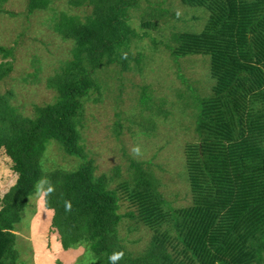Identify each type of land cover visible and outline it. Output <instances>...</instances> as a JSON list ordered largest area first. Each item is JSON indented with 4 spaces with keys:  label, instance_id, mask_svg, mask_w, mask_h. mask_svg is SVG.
Segmentation results:
<instances>
[{
    "label": "trees",
    "instance_id": "trees-1",
    "mask_svg": "<svg viewBox=\"0 0 264 264\" xmlns=\"http://www.w3.org/2000/svg\"><path fill=\"white\" fill-rule=\"evenodd\" d=\"M53 1L28 0V13L46 11ZM69 1L91 13L84 19L61 13L55 20L56 33L75 44L73 59L48 79L55 102L25 117L11 104L12 92L0 93V150L17 175L1 199L0 264H19L14 229L40 183L62 250L86 240L97 264H112L116 252L124 253L116 264H264V0H180L204 8L209 19L201 32L171 33L168 52L174 59L208 57L214 82L208 97H194L199 142L185 149L193 203L183 209L169 205L145 162L130 160L129 179L112 189V177L96 174L83 144L85 102L102 95L98 71L113 65L128 71L132 62L143 68L144 56L130 51L139 37L130 11L140 0ZM2 11L8 13L0 6ZM153 17H143L142 28L157 29ZM0 54L1 82L13 70L6 59L14 49L0 46ZM141 102L152 108L149 87ZM116 128H122L119 122ZM51 140L82 161L77 170H44ZM121 201L131 208L128 217L152 235L141 253L129 251L120 238Z\"/></svg>",
    "mask_w": 264,
    "mask_h": 264
},
{
    "label": "rangeland",
    "instance_id": "rangeland-1",
    "mask_svg": "<svg viewBox=\"0 0 264 264\" xmlns=\"http://www.w3.org/2000/svg\"><path fill=\"white\" fill-rule=\"evenodd\" d=\"M0 6L8 12H0V46L14 49L13 57L6 59L13 61V70L0 82V93L12 92L10 102L17 111L34 117L37 106L56 100L57 93L48 87V79L73 59L75 44L56 33L55 20L61 13L84 19L91 9L74 7L69 0H54L46 11L33 14L28 13V0H8ZM163 10L171 14H164ZM154 15L157 29L142 28V18L151 21ZM208 19L207 10L185 6L180 0H140L139 8L130 11V24L139 35L130 51L134 56H144L143 68L132 62L128 71L120 65L100 69L97 76L102 95L96 101L98 94L94 93L85 102L81 128L83 144L95 162L96 174L111 176L112 189L129 179L130 160H135L147 163L173 209L192 205L185 149L199 142L194 97H208L214 82L208 57L174 59L168 50L173 47L171 33L201 32ZM4 61L0 54V64ZM144 87H149L153 94L150 110H145L141 102ZM117 122L122 128H116ZM81 162L67 155L56 140L48 142L43 157L46 172L58 168L75 171ZM16 180L11 159L0 150V206ZM43 184L30 197V204L14 229L19 264H97L86 240L67 252L62 250L59 235L51 226L53 212L45 207ZM120 205V238L129 251L141 253L148 248L152 235L128 217V204L121 201Z\"/></svg>",
    "mask_w": 264,
    "mask_h": 264
},
{
    "label": "clouds",
    "instance_id": "clouds-1",
    "mask_svg": "<svg viewBox=\"0 0 264 264\" xmlns=\"http://www.w3.org/2000/svg\"><path fill=\"white\" fill-rule=\"evenodd\" d=\"M135 151L138 152L139 149H136ZM69 207H70V205H69ZM123 256H124V253H123V252H116V253H114V254L110 257V260H111L112 264H116V262H117L118 260H120Z\"/></svg>",
    "mask_w": 264,
    "mask_h": 264
},
{
    "label": "crops",
    "instance_id": "crops-1",
    "mask_svg": "<svg viewBox=\"0 0 264 264\" xmlns=\"http://www.w3.org/2000/svg\"><path fill=\"white\" fill-rule=\"evenodd\" d=\"M93 255V254H92Z\"/></svg>",
    "mask_w": 264,
    "mask_h": 264
}]
</instances>
